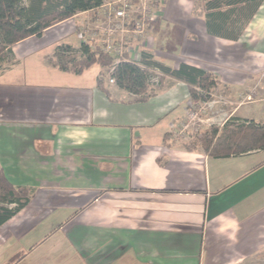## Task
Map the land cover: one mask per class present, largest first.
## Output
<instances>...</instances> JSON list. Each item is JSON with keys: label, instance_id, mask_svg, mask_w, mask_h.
Wrapping results in <instances>:
<instances>
[{"label": "crops", "instance_id": "obj_1", "mask_svg": "<svg viewBox=\"0 0 264 264\" xmlns=\"http://www.w3.org/2000/svg\"><path fill=\"white\" fill-rule=\"evenodd\" d=\"M159 6L158 30L128 47L214 73L235 106L224 122L263 123L264 1L250 19L205 0ZM90 15L16 43L0 72V168L34 189L0 226V264H246L264 250V152L213 158L174 142L191 103L182 80L166 76L140 99L108 78L99 88L102 69L52 65L58 45L79 48V29L97 24ZM172 31L179 52L164 50Z\"/></svg>", "mask_w": 264, "mask_h": 264}, {"label": "trees", "instance_id": "obj_2", "mask_svg": "<svg viewBox=\"0 0 264 264\" xmlns=\"http://www.w3.org/2000/svg\"><path fill=\"white\" fill-rule=\"evenodd\" d=\"M264 0H205V9L237 8L238 15L256 13ZM101 0H0V72L14 64L13 46L30 37L40 36L48 28L67 20L80 12H89L95 19ZM158 22L155 21L154 24ZM158 25L154 26V31ZM48 61L63 71L83 73L93 65H100L113 71H101L97 79L99 88L106 91L105 79L114 78L122 90L138 96L153 95L150 83L151 69L163 73L159 85L166 76L186 82L190 87V100L195 105L212 99V92L220 81L212 72L194 66L181 64L172 68L156 60L152 51L143 48L140 60L116 62V57L106 54L93 42H81L79 48L58 45L55 52L47 56ZM197 143L213 158H228L252 152H264V122H256L236 116L222 125H211L203 131ZM34 189L13 184L0 168V226L25 208L33 197Z\"/></svg>", "mask_w": 264, "mask_h": 264}, {"label": "built area", "instance_id": "obj_3", "mask_svg": "<svg viewBox=\"0 0 264 264\" xmlns=\"http://www.w3.org/2000/svg\"><path fill=\"white\" fill-rule=\"evenodd\" d=\"M159 2L160 0H101L98 14L102 12L108 26L98 15L97 24L86 23L79 29L80 43L93 42L102 52L115 56L116 62H138L141 52H133L128 47L129 40L132 37L143 41L147 39L149 27L159 18ZM103 21L104 27H100ZM131 51V56H128ZM111 71L113 68L109 72ZM151 71L153 74L150 83L159 84V78L163 76V73L159 69H151ZM109 81L115 83L114 78L110 77ZM195 108V104L191 102L188 115L197 114L194 112Z\"/></svg>", "mask_w": 264, "mask_h": 264}, {"label": "rangeland", "instance_id": "obj_4", "mask_svg": "<svg viewBox=\"0 0 264 264\" xmlns=\"http://www.w3.org/2000/svg\"><path fill=\"white\" fill-rule=\"evenodd\" d=\"M100 19L103 18L102 12H100ZM92 17V15H90ZM105 21V19H104ZM104 21L100 23V27H104ZM107 23V24H106ZM106 26H108V22L105 21ZM103 25V26H102ZM75 37H73L72 40ZM181 40L180 35H177L176 31H172L171 33L164 32V50L168 52L176 51L179 52L180 47L178 42ZM102 69L103 72L109 73V69L106 67H101L100 65H93L89 71V74H97L99 70ZM151 74L153 72L150 70ZM164 78V76L161 75ZM160 80V78H159ZM219 88V87H218ZM217 89V88H216ZM216 89L212 92V99H216L218 102H199L195 106L194 112L190 115H186L183 122L179 125H174L173 128V140L177 144L195 147L199 146L197 140L201 137L203 131H205L211 125H222L224 122V118L229 114V112L235 107L234 104L230 103L226 99L227 93L224 90L216 91ZM248 96V95H247ZM247 98V102L255 101L258 97L255 94H250ZM245 98V99H246ZM211 99V100H212ZM259 99V98H258ZM264 111V110H263ZM193 115V116H192ZM176 126V127H175ZM202 148V147H201ZM246 264H264V250L259 252L256 255L250 256L248 260H246Z\"/></svg>", "mask_w": 264, "mask_h": 264}]
</instances>
